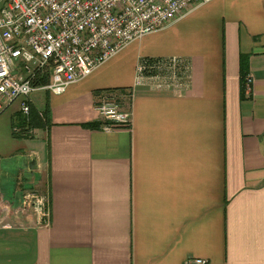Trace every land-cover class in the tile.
<instances>
[{
	"label": "crops",
	"instance_id": "0c3cea01",
	"mask_svg": "<svg viewBox=\"0 0 264 264\" xmlns=\"http://www.w3.org/2000/svg\"><path fill=\"white\" fill-rule=\"evenodd\" d=\"M140 57L187 59V91L133 88ZM108 95L129 128L101 131ZM32 100L30 122L0 115V264H264V0H213ZM31 193L46 227L20 212Z\"/></svg>",
	"mask_w": 264,
	"mask_h": 264
},
{
	"label": "built area",
	"instance_id": "2783aa9c",
	"mask_svg": "<svg viewBox=\"0 0 264 264\" xmlns=\"http://www.w3.org/2000/svg\"><path fill=\"white\" fill-rule=\"evenodd\" d=\"M211 1L0 0V115L16 104L21 115L28 117L37 92L63 95L69 86L88 78L132 43ZM44 76L49 79L46 84H35ZM190 79L191 65L185 58L140 57L133 88L181 95ZM251 88L248 74L245 97ZM95 111L104 133L131 124L130 110H121L116 95L102 97ZM30 209L38 224L49 225L46 195H27L20 212ZM2 212L5 209L0 207V216ZM185 264L208 261L191 258Z\"/></svg>",
	"mask_w": 264,
	"mask_h": 264
},
{
	"label": "trees",
	"instance_id": "16d2710c",
	"mask_svg": "<svg viewBox=\"0 0 264 264\" xmlns=\"http://www.w3.org/2000/svg\"><path fill=\"white\" fill-rule=\"evenodd\" d=\"M248 74H249V70H248V57L242 55V56H240V89H241V97H244V80H245V77ZM40 79L41 80L37 81L35 84H37V85H41L42 84L43 85V84H46L49 81V79H48L47 76H44L43 78H40ZM28 117H29V119H28L29 122L33 118L38 117L37 114L34 112L33 107H31L30 113H29V116ZM84 126L85 127H94L93 124H86ZM12 134L15 137H18L17 133L14 132V130H13Z\"/></svg>",
	"mask_w": 264,
	"mask_h": 264
},
{
	"label": "rangeland",
	"instance_id": "374dc122",
	"mask_svg": "<svg viewBox=\"0 0 264 264\" xmlns=\"http://www.w3.org/2000/svg\"><path fill=\"white\" fill-rule=\"evenodd\" d=\"M32 103H33V102H32ZM15 106L17 107V113L19 114V112H18L19 108H18V106L15 104V105H13L10 109H8L6 112H4L5 115H7L8 113H10V112L14 109ZM31 107H32V106H31ZM12 108H13V109H12ZM4 113H3V114H4ZM20 114H21V113H20ZM21 116H22V115H21ZM19 117H20V116H19ZM22 117H23V116H22ZM20 118H21V117H20ZM21 119H22V118H21ZM14 121L17 122V118H15ZM17 124H18V123H17ZM17 124L15 123L14 125L17 126ZM16 126H15V127H16ZM22 128H25V126H23ZM22 128H21V129H22ZM14 129H16V128H14ZM20 131H21V130H18L17 132L19 133ZM0 139H2V136H0ZM1 155H2V159L0 160V162H6L4 166L7 167V168L9 167V169L12 168V162H15V160L12 159V156H10V155L7 156L5 153H3V154H1ZM42 194H43V195H46V193H45V194L42 193ZM46 196H47V195H46Z\"/></svg>",
	"mask_w": 264,
	"mask_h": 264
}]
</instances>
